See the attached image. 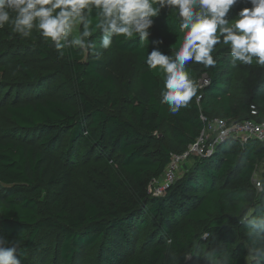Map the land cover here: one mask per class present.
Listing matches in <instances>:
<instances>
[{
  "label": "trees",
  "instance_id": "16d2710c",
  "mask_svg": "<svg viewBox=\"0 0 264 264\" xmlns=\"http://www.w3.org/2000/svg\"><path fill=\"white\" fill-rule=\"evenodd\" d=\"M243 7L251 5L234 7L232 15ZM91 18L94 26L96 10ZM153 20L145 41L112 38L114 48L131 54L139 67L138 90L125 97L123 110H111L118 101L110 99L116 79L108 60L44 45L38 52L48 74L39 75L28 61L15 57L30 95L4 109L13 126L0 133V231L19 242L20 263L41 245L44 232L53 231L61 239L64 263H74L81 249L97 247L96 264H248L247 232L238 218L245 209L264 208V172L257 178L260 190L253 182L256 162L264 161L263 142L230 139L210 156L191 158L188 171L163 196L150 195L148 185L162 176L173 152H182L198 137L203 118L264 120V87L257 98H233L226 74L231 58L221 38L211 53L214 67L186 64L196 93L171 112L161 103L164 73L145 60L153 48L174 57L184 33L174 8L162 9ZM254 74V83L264 79V65ZM200 75L207 79L202 86ZM53 77L75 88L77 104L47 93ZM106 155L121 172L94 183L84 180L75 189L68 161Z\"/></svg>",
  "mask_w": 264,
  "mask_h": 264
},
{
  "label": "clouds",
  "instance_id": "9594fccd",
  "mask_svg": "<svg viewBox=\"0 0 264 264\" xmlns=\"http://www.w3.org/2000/svg\"><path fill=\"white\" fill-rule=\"evenodd\" d=\"M240 0H0V28L11 24L12 31L23 38L34 28L49 39L58 51L94 49L90 39L99 29L100 48L112 46L113 36L145 41L162 9L174 8L179 17L183 41L174 57L153 48L145 63L151 69L159 66L164 73L165 90L161 103L176 113L196 93L185 70L190 61L214 67L211 55L222 42L230 46L233 62L251 65L253 58L264 65V0H247L251 7L241 8L229 24V13ZM92 10L97 23L93 26ZM79 26L82 30L73 35ZM219 32V35L217 33ZM260 187V181H257ZM238 224L247 232L244 246L248 264H264V208L245 209ZM20 244L0 236V264H20Z\"/></svg>",
  "mask_w": 264,
  "mask_h": 264
},
{
  "label": "rangeland",
  "instance_id": "374dc122",
  "mask_svg": "<svg viewBox=\"0 0 264 264\" xmlns=\"http://www.w3.org/2000/svg\"><path fill=\"white\" fill-rule=\"evenodd\" d=\"M246 1L247 0H240L233 8L240 6ZM232 9L228 16L229 24L232 23V18H234ZM80 30L81 28L79 26L74 28L73 35L78 34ZM100 39L101 33H99L98 38L92 40L95 44V48L85 49V53L86 56L111 62V69L116 79V89L110 99H116L118 101L117 107L111 110H123L126 108L125 97L133 95L138 90L139 67L131 54L117 51L113 45L106 50L101 49L99 46ZM44 45L54 47L49 39L41 36L38 28H34L31 35L27 38H23L19 34L14 33L10 23L0 28V52L2 53L0 56V133L9 130L13 126L5 114V107L15 99L20 100L30 95L28 91L23 89L25 88V86H23L25 78L15 61V57L24 58L35 67L39 75H46L48 71L43 68L45 62L40 59L38 52ZM220 46L224 47V54L231 58V63L226 74L230 77V92L233 98L240 101L250 100V96H256L257 98L260 88L264 87V79L259 77L256 83L253 82V78L255 77L254 71L258 66L255 62V58H253V63L251 65L241 64L239 61L234 63L230 53V46L224 43ZM52 79L53 80H50L48 83L50 85L47 86V93L61 96L70 103L77 104L75 88L71 84H66L65 79L54 77ZM204 79L205 77L203 75L199 76L197 81L199 86L204 84ZM26 86L29 88L35 85L28 84ZM253 103L256 102L253 101ZM64 150H66L65 147ZM84 152L85 150L82 149L81 153ZM108 158V155H106L100 159H96L95 157L83 159V157H80L74 161H68L67 164L72 169V180L75 189H78L84 180L94 183L99 179L118 175L121 172L120 167L114 162L109 163ZM191 164V161L184 163L181 167V174L188 171ZM263 170L264 161L258 160L254 170V177L260 178L264 172ZM262 180L263 179H261V181ZM0 236L5 237L11 242H18L6 237L1 231ZM142 236L143 234L139 235L138 242L142 239ZM39 240L41 245L31 249L27 257L20 264H96L97 254L99 252L97 247L91 250L85 248L81 249L74 263H64L59 257V244L61 239L55 232L46 231L40 236ZM195 264H200V262L196 261Z\"/></svg>",
  "mask_w": 264,
  "mask_h": 264
},
{
  "label": "built area",
  "instance_id": "2783aa9c",
  "mask_svg": "<svg viewBox=\"0 0 264 264\" xmlns=\"http://www.w3.org/2000/svg\"><path fill=\"white\" fill-rule=\"evenodd\" d=\"M207 79H204V84ZM251 114L255 115L257 110L254 105L250 106ZM205 125L200 131L198 137L182 152H173L170 160L164 168L163 174L157 179L151 180L148 185V193L153 197L163 196L167 188L173 184L181 174V167L189 162L191 158L210 156L217 145L226 140H237L240 144L248 138H256L264 143V120L244 119L241 121L227 120L214 117L206 120ZM264 171V170H263ZM257 178L253 177V182L257 187ZM258 190L261 189L257 187ZM206 237V235H204Z\"/></svg>",
  "mask_w": 264,
  "mask_h": 264
}]
</instances>
